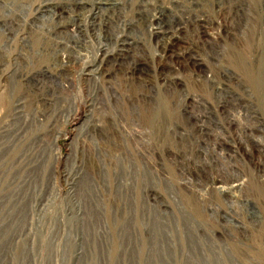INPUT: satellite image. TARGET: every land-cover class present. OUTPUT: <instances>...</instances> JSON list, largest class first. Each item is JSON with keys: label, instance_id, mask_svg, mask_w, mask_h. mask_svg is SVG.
I'll return each mask as SVG.
<instances>
[{"label": "rangeland", "instance_id": "rangeland-1", "mask_svg": "<svg viewBox=\"0 0 264 264\" xmlns=\"http://www.w3.org/2000/svg\"><path fill=\"white\" fill-rule=\"evenodd\" d=\"M0 264H264V0H0Z\"/></svg>", "mask_w": 264, "mask_h": 264}]
</instances>
